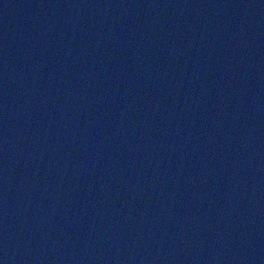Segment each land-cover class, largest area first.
<instances>
[{
    "label": "water",
    "instance_id": "water-1",
    "mask_svg": "<svg viewBox=\"0 0 264 264\" xmlns=\"http://www.w3.org/2000/svg\"><path fill=\"white\" fill-rule=\"evenodd\" d=\"M0 264H264V0H0Z\"/></svg>",
    "mask_w": 264,
    "mask_h": 264
}]
</instances>
